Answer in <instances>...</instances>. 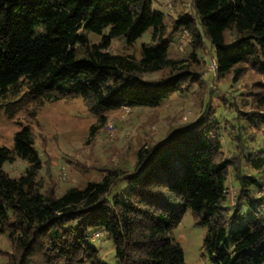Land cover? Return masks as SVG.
<instances>
[{
  "label": "trees",
  "instance_id": "1",
  "mask_svg": "<svg viewBox=\"0 0 264 264\" xmlns=\"http://www.w3.org/2000/svg\"><path fill=\"white\" fill-rule=\"evenodd\" d=\"M192 5L194 15L180 13L172 25L189 33L191 52L173 57L165 14L153 0H0V108L10 118L30 108L32 119L16 131L12 148L0 147V233L12 246L4 264H106L93 229L109 234L118 264H187L171 233L188 210L206 226L204 248L216 264H264V0ZM83 29L103 37L91 43ZM149 29L141 56L110 50L114 38L132 43ZM206 39L214 47L215 81L232 73L236 83L248 68L259 78L245 94L256 110L232 104V155L224 153L228 127L217 119L219 107L204 100L212 87L202 92L193 123L142 144L133 165L109 166L62 194L53 183L44 187L35 146L44 106L81 97L97 118L93 136L108 112L156 107L193 83L201 86L205 69L192 66ZM17 158L27 165L12 176L5 164Z\"/></svg>",
  "mask_w": 264,
  "mask_h": 264
},
{
  "label": "rangeland",
  "instance_id": "2",
  "mask_svg": "<svg viewBox=\"0 0 264 264\" xmlns=\"http://www.w3.org/2000/svg\"><path fill=\"white\" fill-rule=\"evenodd\" d=\"M153 7L164 12L167 35H172L169 55L188 57L191 52L189 33L185 29L173 32L172 25L180 13L194 15L192 0H153ZM81 32L87 35L91 43L99 42L103 37V34L84 29ZM150 38L151 29L132 43L125 36L116 37L112 40L110 50L139 57L142 54V44ZM201 51V60L192 68L205 69L202 87L197 82L193 83L185 92L172 94L156 107H124L108 112L106 123L93 136L90 129L96 124L97 118L87 110L81 97L59 100L44 106L38 115L39 128L35 130V146L43 159V168L38 176L44 182V187L48 188L53 183L57 193L62 194L71 186L81 187L88 180L99 179L109 166L133 165L136 150L142 144L161 140L173 127L193 123L204 105L202 92H207L212 87L211 97L206 95L204 100L210 98L212 104L219 107L217 119L223 122V127H228L222 133L224 153L226 156L232 155L235 145L230 132L233 131L231 125H235L234 120L231 121L236 116L235 105L245 112L256 110L245 94L259 78L248 68L236 83L232 80V73L215 81L214 66L211 64L214 62V47L209 39H206ZM167 73L168 70L165 69L149 73L147 77L158 78ZM30 111V108L25 107L10 118L0 108V147L14 146L16 131L32 120ZM262 136L261 134L259 138ZM26 165L25 161L17 158L11 164L6 163L5 170L12 176L18 175ZM228 187L233 198L237 189L233 178L229 179ZM262 190L264 194V187ZM259 218L264 219V210ZM97 232L101 236L93 239V243L99 249L103 262L118 264L113 240L103 229H93L91 234ZM205 234L206 226L190 210L173 228L171 236L182 246L187 264H216L204 248ZM11 249L7 236L0 233V264H4L7 252Z\"/></svg>",
  "mask_w": 264,
  "mask_h": 264
},
{
  "label": "built area",
  "instance_id": "3",
  "mask_svg": "<svg viewBox=\"0 0 264 264\" xmlns=\"http://www.w3.org/2000/svg\"><path fill=\"white\" fill-rule=\"evenodd\" d=\"M100 236H101V233L100 232H97V233H93L92 234L93 239H96L97 237H100Z\"/></svg>",
  "mask_w": 264,
  "mask_h": 264
}]
</instances>
